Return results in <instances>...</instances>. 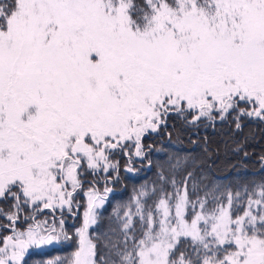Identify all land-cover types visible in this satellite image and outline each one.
Instances as JSON below:
<instances>
[{"label": "snow or ice", "instance_id": "6c2138e0", "mask_svg": "<svg viewBox=\"0 0 264 264\" xmlns=\"http://www.w3.org/2000/svg\"><path fill=\"white\" fill-rule=\"evenodd\" d=\"M172 115L264 120V0H0V264L73 238L45 264H264V184L209 208L171 179L115 210L119 246L90 231Z\"/></svg>", "mask_w": 264, "mask_h": 264}, {"label": "trees", "instance_id": "16d2710c", "mask_svg": "<svg viewBox=\"0 0 264 264\" xmlns=\"http://www.w3.org/2000/svg\"><path fill=\"white\" fill-rule=\"evenodd\" d=\"M240 123L241 128L237 129L229 116L224 121L201 120L191 124L172 115L168 117L166 128L145 137V145L151 148L146 149L144 157H134L129 164L126 156L115 154L119 171L110 172L113 179L108 186L112 191L99 210L98 224L90 231L106 234L119 246L122 236L115 231L118 224L115 210L119 209L122 216L126 210L124 206L131 203L142 188L149 192L144 198L146 204L153 206L161 189L173 192L171 179L177 181V187L187 181L190 198L207 199L209 208L214 207L215 202L226 204L228 193L234 197L240 193L234 204L242 208L241 198L247 199L253 191H258L257 186L264 184V161L261 160L264 157V120L245 116L241 117ZM100 175L103 178L105 174ZM77 199L83 203L86 197L81 194ZM82 213L83 208L75 218L65 214L70 233L80 226ZM70 219L77 221V226ZM75 247L73 238L58 245L33 248L26 254L25 264H45L58 256L67 257Z\"/></svg>", "mask_w": 264, "mask_h": 264}, {"label": "rangeland", "instance_id": "374dc122", "mask_svg": "<svg viewBox=\"0 0 264 264\" xmlns=\"http://www.w3.org/2000/svg\"><path fill=\"white\" fill-rule=\"evenodd\" d=\"M78 214H79V211H78L77 215H78ZM70 222L73 223L74 226H77V224H75L77 221H74V220L70 219Z\"/></svg>", "mask_w": 264, "mask_h": 264}]
</instances>
